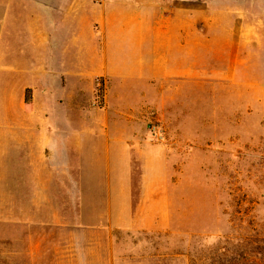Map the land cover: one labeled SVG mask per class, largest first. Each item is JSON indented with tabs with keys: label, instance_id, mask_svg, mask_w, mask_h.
<instances>
[{
	"label": "rangeland",
	"instance_id": "374dc122",
	"mask_svg": "<svg viewBox=\"0 0 264 264\" xmlns=\"http://www.w3.org/2000/svg\"><path fill=\"white\" fill-rule=\"evenodd\" d=\"M7 1V20L24 29L17 41L35 62L47 52L59 58L66 47L65 65L81 63L86 70L99 64L108 35L101 10L95 12L91 3L100 6L104 0H51L55 8L49 14L40 0ZM129 4L133 9L137 1ZM177 4L170 21L157 22L169 26L158 33L156 50L166 51L171 75L153 84L129 77L120 94L115 87L109 94L105 73L83 72L80 89L87 109L68 114L71 121L85 123L82 139L93 145L119 142L130 150V160L123 162L131 187L126 222H116L115 209L112 225L106 200L93 208L75 203L72 186L59 208L49 193L34 192L33 205L23 193L16 208L3 194L0 264H9L10 249L29 246L42 252L35 264H59L63 258L47 255L55 249L79 251L75 260L94 264H226L237 244L264 238V0ZM138 19L131 16L129 22ZM41 30L49 31L50 41L39 37ZM143 36L129 34L130 63L144 55L137 47ZM79 42L80 55L74 52ZM132 64L128 72H137ZM118 96L133 110L108 114L106 99L116 105ZM10 115L2 114L7 120ZM149 143L160 144L159 153L153 151L158 159L142 158ZM112 161L103 162L104 169L116 171L121 162ZM82 163L72 160L70 170ZM143 185L156 192L143 193ZM57 217L60 222L54 223ZM153 219L156 228L149 230Z\"/></svg>",
	"mask_w": 264,
	"mask_h": 264
},
{
	"label": "crops",
	"instance_id": "0c3cea01",
	"mask_svg": "<svg viewBox=\"0 0 264 264\" xmlns=\"http://www.w3.org/2000/svg\"><path fill=\"white\" fill-rule=\"evenodd\" d=\"M104 1V5L100 6L98 3L91 4L95 12H98L97 9L101 10L103 29L108 35L105 50L101 54L94 52L101 60L94 68L85 70L81 63L79 66H72L71 63L65 65L63 56L66 47L61 48L59 58L50 57V52H47L35 62L34 57L17 41L18 35H23L24 29L7 20L9 3L7 0H0V199L3 194H9L10 208L17 207L18 199L22 200L23 193H26L24 199L27 205H33L32 194L37 191L51 194L52 203L59 208L65 202L63 194L70 191L67 186H72L73 191L78 194L73 198L75 203L78 201L83 207L93 208L96 203L103 204L106 200L112 225L115 222V209L116 222L121 225L126 222V215L130 211L131 187L129 170L123 162L130 160V150L127 151L119 142L110 146L108 141L93 145L89 139H82L81 129L85 123L71 121L68 114L81 115L87 109L80 89L83 72L85 76L105 73L111 86L109 94L112 87L118 89L120 94L124 83L130 80L129 77L135 82L153 84L163 76H170L173 69L166 61V51L156 50L159 49L160 42L158 33L168 32L169 26L157 25V22L170 21L178 10V4L177 0H136L137 5L131 9L129 2L133 0ZM39 3L44 13L49 14L51 8H55L51 0H40ZM131 16L139 18L136 24H130ZM191 28L192 24L190 30ZM41 31L39 37L50 41L49 31ZM31 32L33 30L28 28V33ZM131 32L144 34L143 39L140 38L137 43L144 55L142 59L135 56L130 63L125 52ZM168 43V39L163 41L164 49ZM74 49L75 54L80 55V42L74 44ZM131 64L136 67L137 72H128ZM26 89L31 94L29 110L24 108ZM118 97L121 100L116 105L110 104L106 99L108 114L133 110L125 104L123 97ZM135 107L141 106L135 103ZM144 108L148 109L147 106ZM6 113L11 114L9 120L3 119L2 114ZM149 145L147 150L141 152L142 158L158 159L153 151L155 154L157 151L159 153L160 144ZM71 147L75 150L72 153L69 151ZM72 160L83 161L84 164H78L77 170L73 168L71 171ZM112 160L121 162L118 169H104L103 162L109 165ZM142 190L143 193L156 192L149 185H143ZM56 219L53 222L59 223V218ZM90 219H93L92 216ZM156 224L154 219L151 220L147 229H155ZM10 239L13 242L14 236ZM7 253L10 257L9 264H35V255L42 252L29 246L25 249L12 248ZM81 253L86 258H91L89 251ZM47 255L63 258L59 260V264H94L91 261L75 260L79 251L72 249H55L47 251Z\"/></svg>",
	"mask_w": 264,
	"mask_h": 264
},
{
	"label": "trees",
	"instance_id": "16d2710c",
	"mask_svg": "<svg viewBox=\"0 0 264 264\" xmlns=\"http://www.w3.org/2000/svg\"><path fill=\"white\" fill-rule=\"evenodd\" d=\"M30 107L31 94L30 90L26 89L24 108L29 110ZM240 243L236 245L237 251L234 250V252L226 256V264H264V238H258L249 242L245 240Z\"/></svg>",
	"mask_w": 264,
	"mask_h": 264
}]
</instances>
